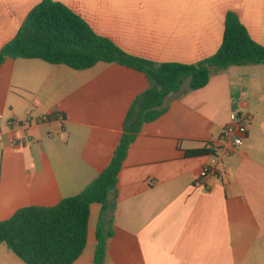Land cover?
<instances>
[{
  "label": "crops",
  "instance_id": "obj_1",
  "mask_svg": "<svg viewBox=\"0 0 264 264\" xmlns=\"http://www.w3.org/2000/svg\"><path fill=\"white\" fill-rule=\"evenodd\" d=\"M41 1L0 0V48ZM54 1L127 54L155 63L197 64L214 55L229 12L264 46V0ZM148 88L143 73L115 63L76 71L6 60L0 222L21 208L53 207L80 194L109 165L129 109ZM163 107L143 125L118 175L104 264H264V65L214 72L196 91L187 82ZM231 113L250 116L248 134L221 178H201L204 167L222 165L211 146ZM28 118L26 128L8 126ZM100 210L91 205L87 247L73 264H93ZM0 264L25 263L1 244Z\"/></svg>",
  "mask_w": 264,
  "mask_h": 264
},
{
  "label": "trees",
  "instance_id": "obj_2",
  "mask_svg": "<svg viewBox=\"0 0 264 264\" xmlns=\"http://www.w3.org/2000/svg\"><path fill=\"white\" fill-rule=\"evenodd\" d=\"M8 59H39L76 71L101 62L115 63L143 73L149 83L128 111L109 165L94 181L80 194L53 207H24L0 222V245L5 244L25 264H73L87 247L91 205L98 204L101 210L93 264H104L107 240L113 235L110 213L117 199L118 175L143 125L158 119L165 111V99L179 93L187 82L188 90L196 91L208 84L214 72L231 66L264 65V46L250 37L235 13L229 12L223 42L214 55L197 64L155 63L129 55L96 34L64 4L42 0L28 13L14 38L0 48V68Z\"/></svg>",
  "mask_w": 264,
  "mask_h": 264
},
{
  "label": "built area",
  "instance_id": "obj_3",
  "mask_svg": "<svg viewBox=\"0 0 264 264\" xmlns=\"http://www.w3.org/2000/svg\"><path fill=\"white\" fill-rule=\"evenodd\" d=\"M42 122L48 121V116H42ZM250 116H238L236 113H231L230 122L223 129L218 141L212 144L211 148L215 154H219L221 158V167H204L200 172L201 178H208L210 176L221 178L227 168L228 164L226 159H228L232 154H234L242 144L243 139L248 134ZM58 120L63 121V116H59ZM30 118L25 121H15L11 120L8 122V126L13 128H26L29 125ZM4 134L0 131V143L4 141ZM17 139H10L9 143L12 146L18 145ZM30 141L36 142L35 139L31 138ZM197 185H201L200 182H196Z\"/></svg>",
  "mask_w": 264,
  "mask_h": 264
},
{
  "label": "rangeland",
  "instance_id": "obj_4",
  "mask_svg": "<svg viewBox=\"0 0 264 264\" xmlns=\"http://www.w3.org/2000/svg\"><path fill=\"white\" fill-rule=\"evenodd\" d=\"M94 220H95V219H93V223H94ZM93 223H92V224H93Z\"/></svg>",
  "mask_w": 264,
  "mask_h": 264
}]
</instances>
